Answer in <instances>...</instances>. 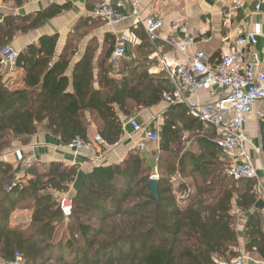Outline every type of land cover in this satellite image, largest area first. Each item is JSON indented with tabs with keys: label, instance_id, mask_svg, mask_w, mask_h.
Instances as JSON below:
<instances>
[{
	"label": "trees",
	"instance_id": "trees-1",
	"mask_svg": "<svg viewBox=\"0 0 264 264\" xmlns=\"http://www.w3.org/2000/svg\"><path fill=\"white\" fill-rule=\"evenodd\" d=\"M69 7L53 4L33 15L6 16L0 24V52L18 31L38 28ZM78 32L71 35L78 38ZM74 40L58 59L57 34L42 35L20 51L16 62L26 73L25 88L12 89L0 64V156L16 138L28 143L41 125L62 145L77 137L89 140L88 112L101 120L98 135L115 145L123 133L121 114L156 105L172 92L168 79L150 74L137 60L108 62L110 48L98 61L96 79L92 45L68 76ZM119 64L124 70L116 77ZM207 128L185 105L165 111L158 131V198L150 191L153 166L138 148L122 162L95 166L74 191L78 166L59 161L15 166L0 159V259L10 261L16 253L23 255L22 264H221L239 259L233 211L254 208L256 182L226 173L229 160L215 142L216 130ZM185 132L196 134L199 153L185 150ZM219 156L225 157L223 166L216 162ZM178 174L192 179V191L184 181L175 184ZM67 192L73 205L68 218L60 208V195ZM20 207L31 209L30 223L12 227V213ZM244 239L245 252L264 260L261 210L248 215Z\"/></svg>",
	"mask_w": 264,
	"mask_h": 264
},
{
	"label": "crops",
	"instance_id": "crops-1",
	"mask_svg": "<svg viewBox=\"0 0 264 264\" xmlns=\"http://www.w3.org/2000/svg\"><path fill=\"white\" fill-rule=\"evenodd\" d=\"M112 6L122 13L130 14V6L124 0H109ZM243 5L237 6L236 0H140L138 10L141 16H154L163 21L162 27L157 32L156 39L149 38L142 26L137 23L136 18L129 16L116 26L107 25L104 21L91 16L92 10L105 2V0H0V24L8 15L27 16L36 12L45 10L53 4L64 5L69 4L70 7L63 10L60 14L48 19L38 28L31 29L27 32L18 31L13 40L10 42L18 52L22 51L31 43H37L42 35H58V41L55 50V59H58L64 48L70 41V38L77 39L73 41L74 53L71 56V62L66 74L72 76L75 64L83 57L88 46L92 45L97 49L94 60V73L97 79L99 69L98 61L104 56L110 48L111 54L117 44V41L124 35H130L132 41L127 46V53L122 60L134 61L143 64L147 71L153 75H163L168 79L173 90L174 85L169 75L175 63L186 56L194 55L198 50H203L210 58L211 62L219 59L227 48L238 49L236 40L239 36L245 34L253 28L254 24H262V34L257 38L254 50L259 55V71L264 72V0H242ZM181 27H186L187 31L194 37V42L188 46L186 53L179 52L175 45L170 43L172 38L181 39L183 32ZM79 28V37L76 38L71 34ZM140 33V34H139ZM145 35V38H142ZM245 46L241 47L243 51ZM110 54V56H111ZM110 56L108 62L111 63ZM122 63V62H121ZM120 65V64H119ZM115 65L114 76L121 77L123 67ZM4 79L9 82L12 89L25 88L26 73L23 68L17 65L2 68ZM95 87H98L96 81ZM172 90V91H173ZM169 93V92H165ZM223 92H218L216 96H211L206 91H201L198 99L201 101H209L222 96ZM164 96V95H163ZM165 102L164 98L156 105L141 108L131 115H120L123 123V133L121 139L115 145H108L105 148H98L96 154L79 152L76 153L70 149L64 148L58 136L47 131L43 125L38 132L30 137L28 143L24 144L23 151L26 156L32 158V162L50 163L59 161L68 166H78L90 172L95 166L103 164H112L122 162L128 152L133 148H138L144 157H149L159 153L158 145H150L147 149H140L138 143L143 138V132H135L130 126L131 119H135L142 124L147 130L159 131L163 123V115L166 110L172 108ZM86 119L90 126L88 129V139H93L98 135L99 124L101 120L96 114L87 113ZM264 122V100L255 105V112L247 120L244 129L253 146L261 148L258 154L249 146V153L253 159L257 180L256 193L257 202L264 200V148L262 143L261 125ZM204 123V122H203ZM205 124V123H204ZM206 127L217 129L213 126L205 124ZM207 128V129H211ZM190 132H185V134ZM196 134L191 141V146L186 147L195 154L199 153V146L196 142ZM185 138V137H184ZM14 147H20L17 142ZM154 149L153 153L150 151ZM145 152V153H144ZM157 153V154H158ZM225 157L219 156L216 162L229 160V157L223 152ZM147 158V159H149ZM225 158V159H224ZM4 160L19 165L14 151L8 152ZM21 165H23L21 163ZM24 166V165H23ZM156 166V162H155ZM158 171V167L156 166ZM159 178V173L157 172ZM23 173L18 174L22 177ZM176 182H186L188 190L192 191V179L186 177L181 178L178 174ZM74 184V183H73ZM72 191L73 187H72ZM259 192H261L259 194ZM70 196V192L62 193L60 197ZM60 198V199H61ZM254 208L249 210L236 208L234 224L235 229L239 233L240 248L238 251L241 255L246 254L248 257L245 264H264V260L257 254H250L244 250V229L248 215L255 210H261L264 228V207L258 208L256 204ZM32 211L26 207L17 208L11 216L12 227H27L31 220ZM21 217L26 220H21ZM66 217V216H65ZM68 218V217H66ZM17 221V223H16Z\"/></svg>",
	"mask_w": 264,
	"mask_h": 264
},
{
	"label": "built area",
	"instance_id": "built-area-1",
	"mask_svg": "<svg viewBox=\"0 0 264 264\" xmlns=\"http://www.w3.org/2000/svg\"><path fill=\"white\" fill-rule=\"evenodd\" d=\"M130 6V14L116 10L109 0L92 10L91 16L105 21L107 25L116 26L127 17L136 18L149 38L154 40L163 21L154 16H141L138 6L140 0H124ZM194 1V0H193ZM237 6H242V0H236ZM183 37L172 38L170 43L175 45L179 52L185 54L188 46L194 42L186 27H181ZM262 34V24L256 23L253 28L236 40L238 49L227 48L221 57L211 62L209 56L198 50L192 56L175 63L169 75L174 85V90L164 93V100L170 105L187 106L191 116L201 120L207 125L217 129L218 137L215 142L229 157V166L226 173L235 180H257V174L253 159L249 153V146L256 153H261V148L253 146L244 126L249 117L255 112L257 102L264 100V72L259 71V55L254 50L257 38ZM132 41L130 35L121 37L110 56L113 63L119 62L127 53V46ZM245 46L243 51L241 47ZM18 51L7 45L0 52V64L2 68L16 65ZM201 91L216 96L223 92L222 96L209 101H201L198 95ZM130 126L135 132H143V138L138 147L147 149L150 145H158L160 135L158 131L147 130L135 119H131ZM107 143L101 136L84 140L77 137L64 148L76 153L86 152L96 154L98 148H105ZM16 159L24 166L32 163L30 156H25L20 150L15 151ZM157 173L152 178H157ZM261 192H259L260 194ZM184 197V196H182ZM60 208L66 217L72 214V199L66 195L60 199ZM246 254L235 261L222 262L221 264H245ZM23 255L16 253L14 258L2 264H22Z\"/></svg>",
	"mask_w": 264,
	"mask_h": 264
},
{
	"label": "rangeland",
	"instance_id": "rangeland-1",
	"mask_svg": "<svg viewBox=\"0 0 264 264\" xmlns=\"http://www.w3.org/2000/svg\"><path fill=\"white\" fill-rule=\"evenodd\" d=\"M194 136H195V134L194 133H187V134H185L184 135V141H183V146H184V148H186V147H190L191 146V141L193 140V138H194ZM17 142H19L21 145H20V147L19 148H15L14 146L16 145V144H18ZM12 146L9 148V149H7L1 156H0V159H4L5 158V155L8 153V152H10V150L11 151H14V154H15V151L16 150H20V151H22L23 153H24V151H23V147H22V145L24 146V143L21 141V139H18V138H16V139H14L13 141H12V144H11ZM150 147H152V146H149V148ZM154 151H156V150H154V149H152L151 151H150V153H153ZM145 153V152H144ZM158 153V152H157ZM155 154V155H153V156H151V158H149V157H147V158H149V159H147V161H148V163H151V165L153 166V172H152V175H151V177L153 176V175H155L157 172L159 173V170L157 171V169H156V166H155V162L157 161V158H158V154ZM25 156H26V154H24ZM144 155V154H143ZM16 156V155H15ZM32 161H34V160H32ZM18 163H22L21 161H18ZM23 164V163H22ZM175 184L177 185V182H175ZM181 196V195H180ZM21 220H26V219H24V218H22L21 217ZM16 223H17V221H16ZM2 263H4V261L2 260V259H0V264H2Z\"/></svg>",
	"mask_w": 264,
	"mask_h": 264
},
{
	"label": "water",
	"instance_id": "water-1",
	"mask_svg": "<svg viewBox=\"0 0 264 264\" xmlns=\"http://www.w3.org/2000/svg\"><path fill=\"white\" fill-rule=\"evenodd\" d=\"M261 131H262V143L264 148V122L261 125ZM87 174L88 172L83 169H80L78 171V174L73 184V188L75 190L79 189L83 185L84 181L87 178ZM158 184H159V178H152V177L150 178V191L155 198H158ZM256 207L263 208L264 200H259L256 204Z\"/></svg>",
	"mask_w": 264,
	"mask_h": 264
}]
</instances>
